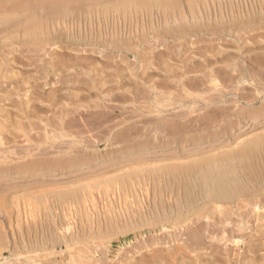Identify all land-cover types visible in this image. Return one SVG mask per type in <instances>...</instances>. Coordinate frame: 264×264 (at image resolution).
Here are the masks:
<instances>
[{
  "label": "rangeland",
  "instance_id": "obj_1",
  "mask_svg": "<svg viewBox=\"0 0 264 264\" xmlns=\"http://www.w3.org/2000/svg\"><path fill=\"white\" fill-rule=\"evenodd\" d=\"M148 1L93 0L91 3L87 0H26L25 3L24 0H0V20H8L2 26L0 23V32L2 33H0V126H4L5 129L2 132L3 136L0 135V138L3 139L2 143H4L0 145V156L4 159L6 157L5 160L1 161L2 163L0 162V203L2 202L8 208L5 210L0 207V264H11L12 262L13 264H32V261L26 260L29 256L38 262L35 261L33 264H71L64 247H62V250L57 248L52 251V255L40 254V258L38 255L29 254L23 249L22 242L24 239L29 240L28 238L32 235L31 238L35 236V233L33 234L34 227L29 222L30 226L24 224L18 228L15 221L17 217L15 216L17 215L16 208L12 205L21 206L23 199L27 200V198H24L25 192L27 193L26 197L32 193V195L48 197V201L52 202H49L51 208H53L52 210L57 211L54 212V215H57L55 218L57 224H63L64 218L61 215L63 214L61 213V207L51 191L64 186V188H68L69 183L73 180L91 177L95 173L100 174L106 169L117 168L119 165L121 167L130 166L131 162L137 164L138 161L139 163L145 162V165L143 164L140 167L143 172L137 169L133 173L136 172L146 176L145 186L143 183L141 186L136 187L135 192L129 194L127 198L126 196H122V198L97 196L94 201L95 204L93 203L88 210V216L74 215L72 233L74 232L73 234L80 238L82 244L79 245V249H83L79 252L82 255L78 253L80 259L78 258L75 264H81V262L82 264H264V194H261L258 198L251 197L238 207L220 204L221 209L216 212L209 204L202 206L201 201H195L194 197L193 200L190 196H185L177 191L178 185L171 184V176L168 178L169 182L164 183V180H161L160 184L156 186H152L151 180H148L154 174L158 175V172L162 169L165 172L164 167L167 165H177L178 169L186 166L193 167V162L199 163L200 158L206 156L204 154L198 157V155L194 156V153L195 155L197 153L203 154L208 149L217 151V154L232 152L252 139H264V108H262L264 107V0H199L200 3H194L196 8L193 10L200 13L201 19L202 14L204 15L202 20L191 18L193 13L190 14L189 0H171V4L176 8H170V10L168 7L163 8L161 6L160 8V5L149 4ZM80 4L90 5L89 8H84L83 16L74 14V11H71V5L77 6ZM200 6H202L201 9ZM87 9L88 14L86 13ZM164 9L167 10L164 11ZM40 16H42L47 26L44 27L40 24L38 36L29 42L28 34L26 31L24 32V27L20 23L25 18L28 23L31 20L36 21V18ZM123 18L125 21L122 20ZM214 22L217 27L214 26ZM113 24L116 26H113ZM179 27L186 28L189 32L183 33L182 31L183 37L174 35L175 30ZM210 30L212 31L210 32ZM44 33L51 34L52 40L46 42L42 39L46 35ZM121 35L123 36L120 37ZM23 38L28 39L26 41L29 43L27 42V44L26 41L24 43ZM42 40L45 43H42ZM116 41L121 42L117 43V46L121 49L119 52L110 49L111 43H116ZM71 44L74 45L70 46ZM76 59L80 60L82 64H91V72L85 73L81 66H73ZM54 60L57 61L55 62L56 67L52 66ZM208 61L210 62L208 63ZM116 70L121 73V80H117L113 76V73L117 72ZM104 71L107 72L103 73ZM191 80H195L197 83H190ZM198 80H201L202 83ZM87 84L91 87V90ZM79 87H81V92L77 91ZM52 92L63 95V98H53L58 101L54 106L55 109L53 106H47L44 102L32 98L36 94L48 96ZM114 93L118 94L120 98L111 95ZM68 94L72 95V98ZM28 95H32L30 96L32 99L27 104L23 101H27ZM111 96L116 97V99H112ZM219 97H221V100L223 99L222 103L217 102ZM193 99L199 100V102L191 103ZM154 100L155 102H153ZM155 103H157V107ZM181 104H184V107ZM31 105H35L37 109L43 111L35 112L31 108L30 111L25 113V110L29 109ZM262 112L263 114L257 120L253 122L250 120L249 115H260ZM88 115L89 117H87ZM199 117H206L207 119H203L198 125L193 123L183 125L189 119L194 118L193 120H196ZM62 119L73 120L70 123L72 128L69 129V132L67 129L57 131L59 129L57 126H59ZM48 125L54 126L52 127L54 130L52 131ZM116 130H119V133ZM78 131L83 133L78 134ZM58 133H66L67 137L61 138ZM121 133L123 134L121 135ZM185 140L188 141V144H184ZM240 141L242 143H239ZM36 142L41 143V145L38 147ZM152 144L153 147H151ZM141 145H148V148L143 149ZM138 146L141 148H134ZM125 149H129V151ZM25 150L29 151L31 155L33 153V156L20 159L21 156L23 157ZM40 150L44 151L45 157L43 155L41 157L35 156L38 155ZM4 151L6 152L4 153ZM113 152L119 153L113 154ZM78 154L82 155L79 156ZM190 154L191 156H189ZM95 155L101 156L96 161L97 163L93 162L94 164L85 165L82 162L87 156L96 157ZM104 155L107 156L103 157ZM173 156L179 159H175ZM180 157L183 158L180 159ZM44 158L54 162L50 169H44L42 173L37 172V174L31 171L16 174V167L25 160H34L36 163H40ZM75 161L81 164L74 166V168L72 165L76 164ZM150 161L151 164L148 163ZM154 165L158 166L155 167ZM60 168H65V170H60ZM50 170L53 171V174ZM168 174L171 175V171ZM76 177L80 178L76 179ZM147 181L149 182L147 183ZM34 191H36V194ZM119 198L120 201H118ZM193 208L199 209V212L194 211ZM41 212L39 219L43 216L42 221L44 224L45 221H48V216L45 210H41ZM172 212L173 214H171ZM205 214L206 216H204ZM240 219H242V222H240ZM38 222L36 224L39 231L41 225ZM162 225L164 228H162ZM29 227L31 232L28 230ZM116 227L118 229H115ZM120 227L121 229H119ZM34 231L37 230L34 229ZM100 231L102 235L99 234ZM250 246L252 248H249ZM16 249H18L17 252ZM19 253L24 254L21 256Z\"/></svg>",
  "mask_w": 264,
  "mask_h": 264
},
{
  "label": "bare ground",
  "instance_id": "obj_2",
  "mask_svg": "<svg viewBox=\"0 0 264 264\" xmlns=\"http://www.w3.org/2000/svg\"><path fill=\"white\" fill-rule=\"evenodd\" d=\"M26 0H24L25 2ZM31 1V0H30ZM58 1V0H56ZM89 2L93 1V0H87ZM101 1H104V0H101ZM146 1V0H145ZM185 1V0H184ZM202 1V0H200ZM199 0H189V7H190V14L191 15V18H200L201 19V15L200 13H198L197 10H193L195 9L196 7L195 4L198 2L200 3ZM222 1V0H221ZM8 2V1H7ZM18 2V1H17ZM22 2V3H24ZM113 2V1H112ZM180 2V1H179ZM26 3V2H25ZM54 3V2H53ZM68 3V2H67ZM81 3V2H80ZM92 3V2H91ZM94 3V2H93ZM100 3V2H99ZM118 3V2H117ZM122 3V2H121ZM148 3H152V4H155V5H160V8L161 6L163 8H176L173 4H171V0H149ZM185 3V2H184ZM191 3V4H190ZM195 3V4H194ZM8 4V3H7ZM10 4V3H9ZM50 4V3H49ZM75 4V2H74ZM90 4V3H89ZM105 4V3H104ZM146 4V3H144ZM23 5V4H22ZM93 5V4H92ZM176 5V4H175ZM212 5V4H211ZM21 6V5H20ZM35 7V5H33ZM52 6V5H51ZM90 7V5L88 4H80V5H71L72 7V10L71 11H74L73 13L74 14H78V15H81L83 16L84 14V11L85 10L84 8L85 7ZM98 6V5H97ZM120 6V5H119ZM136 6V5H134ZM139 6V5H138ZM143 6V4H142ZM141 6V7H142ZM208 6V4H207ZM220 6V5H219ZM54 7V6H53ZM57 7V6H56ZM88 7V8H89ZM111 7V6H110ZM131 7V6H130ZM140 7V6H139ZM144 7V6H143ZM202 6H200L199 8L201 9ZM211 7V6H210ZM238 7V6H237ZM263 7V6H262ZM7 8V7H6ZM101 8V6H100ZM100 8H97V9H100ZM145 8V7H144ZM10 9V8H9ZM32 9V8H31ZM30 9V10H31ZM39 9V8H38ZM71 9V8H70ZM69 9V10H70ZM94 9V8H93ZM112 9V8H111ZM134 9V8H133ZM207 9V8H206ZM215 9V8H214ZM239 9V8H238ZM41 10V9H39ZM56 10V9H55ZM115 10V9H114ZM124 10V9H123ZM127 10V9H126ZM152 10V9H151ZM154 10V9H153ZM167 10V9H164V11ZM188 10V11H190ZM255 10V9H254ZM5 11V10H4ZM3 11V12H4ZM7 11V10H6ZM38 11V10H37ZM43 11V10H41ZM91 11V10H90ZM96 11V10H95ZM129 11V10H128ZM146 11V10H145ZM149 11V10H148ZM156 11V10H155ZM203 11V10H202ZM218 11V10H217ZM229 11V10H228ZM252 11V10H251ZM34 12V11H33ZM114 12V11H113ZM39 13V12H38ZM50 13V12H49ZM87 14L89 13L88 12V9H87ZM98 13V11H97ZM134 13V12H133ZM205 13V12H204ZM229 13V12H228ZM18 14V13H17ZM92 14V13H91ZM90 14V15H91ZM99 14V13H98ZM101 14V13H100ZM124 14V13H123ZM135 14V13H134ZM153 14V13H152ZM221 14V13H220ZM226 14V13H225ZM32 15V13H31ZM96 15V14H95ZM148 15V13H147ZM178 15V14H177ZM5 16V15H4ZM145 16V15H144ZM172 16V15H171ZM202 19H204V15L202 14ZM230 16V15H229ZM41 17V18H40ZM40 17H37L36 21L34 20H31L29 23H28V20L25 18L24 21H22L20 24L24 27V32L26 31L27 34H28V39H22L24 40V43L26 40H28L29 42H31L32 40H34V38H36L38 36V31L40 30V24H42L44 27H46V23L45 21L43 20L42 16ZM78 17V16H77ZM118 17V16H117ZM156 17V16H155ZM175 17V16H174ZM179 17V16H178ZM189 17V16H188ZM217 17V16H216ZM219 17V16H218ZM3 18V17H2ZM61 18V17H60ZM98 18V17H97ZM137 18V16H136ZM215 18V17H214ZM226 18V17H225ZM230 18V17H228ZM263 18V17H262ZM82 19V18H81ZM134 19V17H133ZM178 20H180L179 18H177ZM189 19V18H188ZM201 19V20H202ZM211 19V18H210ZM224 19V18H223ZM238 19V18H237ZM74 20V19H73ZM124 20V18L122 19ZM154 20V19H153ZM168 20V19H167ZM217 20V19H216ZM254 20V19H253ZM1 22V26L3 23H7L8 20L4 19V20H0ZM56 21V20H55ZM125 21V20H124ZM123 21V22H124ZM129 21V20H127ZM142 21V20H141ZM148 21V20H147ZM205 21V20H204ZM221 21V20H220ZM219 21V22H220ZM53 22V21H52ZM78 22V21H77ZM76 22V24H77ZM100 22H101V19H100ZM113 22V21H112ZM131 22V21H130ZM133 22V21H132ZM257 22V21H256ZM28 23V24H27ZM48 23V22H47ZM151 23V22H150ZM155 23V21H154ZM205 23V22H204ZM208 23V22H207ZM55 24V23H54ZM116 24V23H115ZM113 24V26L115 25ZM131 25V23H129ZM61 25V24H60ZM70 25V24H69ZM127 25V24H126ZM196 25V24H195ZM210 25V24H209ZM213 25V24H212ZM244 25V24H243ZM255 25V24H254ZM116 26V25H115ZM122 26V25H121ZM133 26V25H132ZM149 26V24H148ZM192 26V25H191ZM194 26V25H193ZM197 26V25H196ZM202 26V25H201ZM214 26H215V22H214ZM245 26V25H244ZM4 27V26H3ZM69 27V26H68ZM163 27V26H162ZM217 27V26H215ZM214 27V28H215ZM260 27V26H259ZM43 28V27H42ZM119 28V26H118ZM121 28V27H120ZM156 28V27H155ZM207 28V26H206ZM8 30V28H6ZM5 29V30H6ZM126 29V28H125ZM176 29V28H175ZM174 29V30H175ZM202 29V28H201ZM218 29V28H217ZM257 29V28H256ZM6 30V31H7ZM29 30V32H28ZM43 30V29H42ZM58 30V29H57ZM106 30V29H105ZM113 30V29H112ZM198 30V29H197ZM196 30V31H197ZM244 30V29H243ZM109 31V30H108ZM115 31V30H114ZM152 31V30H151ZM188 33L189 30L187 31L186 28H178L175 30V34L176 36H182L183 37V33ZM212 30H210L211 32ZM14 32V31H13ZM89 32V31H88ZM181 32V33H179ZM193 32V31H191ZM1 33V32H0ZM49 33V32H48ZM55 33V32H54ZM80 33V32H79ZM119 33V32H118ZM131 33V32H130ZM201 33V32H200ZM203 33V32H202ZM2 34V33H1ZM25 34V33H24ZM46 34V33H44ZM88 34V33H87ZM153 34V33H152ZM156 34V33H155ZM181 34V35H179ZM215 34V33H214ZM42 35V34H41ZM55 35V34H54ZM60 35V33H59ZM63 35V34H62ZM74 35V34H72ZM85 35V34H84ZM95 35V34H94ZM116 35V34H115ZM44 36V35H42ZM52 36L51 34H46L42 39H44L46 42L47 41H51V37ZM71 36V35H70ZM69 36V37H70ZM77 36V35H76ZM79 36V35H78ZM87 36V35H86ZM123 35H121L120 37H122ZM150 36V35H149ZM191 36V35H190ZM204 36V35H203ZM213 36V35H212ZM260 36V35H259ZM55 37V36H54ZM154 37V36H153ZM257 37V36H256ZM78 38V37H76ZM155 38V37H154ZM199 38V37H198ZM14 39V38H13ZM32 39V40H31ZM60 39V38H59ZM67 39V38H66ZM74 39V38H73ZM93 39V38H92ZM212 39V38H211ZM20 40V39H19ZM39 40V39H38ZM44 40H42V43H45ZM68 40V39H67ZM71 40V39H70ZM199 40V39H198ZM208 40V39H207ZM16 41V40H15ZM26 41V43L28 42ZM79 41V39H78ZM90 41V40H88ZM115 41V40H114ZM147 41V40H146ZM145 41V42H146ZM253 41V40H252ZM256 41V40H255ZM21 42V41H20ZM28 42V43H29ZM92 42V41H90ZM111 42V41H110ZM109 42V44H110ZM149 42V41H147ZM146 42V43H147ZM169 42V41H168ZM201 42V41H200ZM23 43V44H24ZM27 43V44H28ZM36 43V42H35ZM57 43V42H55ZM117 43H121L120 41H116L115 42H112L111 45H110V49L111 51H115V52H119L121 51V49L117 46ZM22 44V43H21ZM51 44V43H50ZM89 44V43H88ZM98 44V43H97ZM107 44V43H106ZM105 44V45H106ZM143 44V43H142ZM158 44V43H157ZM60 45V44H59ZM58 45V46H59ZM74 44H71L70 46H72ZM100 46V44H98ZM124 45V44H123ZM166 45V44H165ZM232 45V44H231ZM12 46V45H11ZM39 46V45H38ZM51 46V45H50ZM86 46V45H85ZM89 46V45H88ZM97 46V45H96ZM4 47V46H3ZM61 47V46H60ZM143 47V46H142ZM166 47V46H165ZM238 47V46H237ZM241 47V45H240ZM246 47V46H245ZM72 48V47H71ZM83 48V47H82ZM107 48V47H106ZM151 48V47H150ZM228 48V47H227ZM257 48V47H256ZM134 49V48H133ZM16 50V49H15ZM28 50V49H27ZM55 50V49H54ZM75 50V49H74ZM101 50V49H100ZM123 50V49H122ZM136 50V49H135ZM142 50V49H141ZM153 50V49H152ZM217 50V49H216ZM57 51V50H55ZM79 51V50H78ZM95 51V50H94ZM8 52V51H7ZM86 52V51H85ZM128 52V51H127ZM19 53V52H18ZM148 53V51H147ZM30 54V53H29ZM109 54V53H108ZM1 55V54H0ZM37 55V54H36ZM115 55V54H114ZM137 55V54H136ZM141 55V54H140ZM150 55V54H149ZM112 56V55H111ZM116 57V56H115ZM133 57H135L136 59H138L135 55H133ZM52 58V57H51ZM114 58V57H113ZM152 59V58H151ZM230 59V58H229ZM60 60V59H59ZM72 61V60H70ZM124 61V60H123ZM146 61V60H145ZM57 62L56 60H54V63L52 66L56 67L57 64L55 63ZM83 62V61H82ZM135 62V61H134ZM210 61H208L209 63ZM224 62V61H223ZM146 63V62H145ZM207 63V62H206ZM13 64V63H12ZM68 64V63H67ZM79 64V65H78ZM115 64V63H114ZM212 64V63H211ZM226 64V63H225ZM30 65V64H29ZM74 65H77V66H81V68L85 71V73H89L91 72L92 69H90V66L91 64H82L80 62V60H75ZM107 65V64H106ZM183 65V64H182ZM45 66V65H44ZM103 66V65H102ZM105 66V65H104ZM103 66V67H104ZM112 66V65H111ZM152 66V65H151ZM185 66V65H184ZM189 66V65H188ZM195 66H197L195 64ZM207 66V65H206ZM260 66V65H259ZM36 67V66H35ZM120 67V66H119ZM186 67V66H185ZM74 68V67H73ZM162 68V67H161ZM38 69V68H37ZM118 69V68H117ZM136 69V68H135ZM151 69V68H150ZM182 69V68H181ZM187 69V67H186ZM242 69V68H241ZM42 70V69H41ZM51 70V69H50ZM103 70V69H102ZM147 70V69H146ZM191 70V69H190ZM96 71V70H95ZM117 71V70H116ZM211 71V70H210ZM17 72V71H16ZM107 71H104L103 73H105ZM254 72V71H253ZM37 73V72H36ZM40 73V72H39ZM95 73V72H93ZM102 73V74H103ZM128 73V72H127ZM209 73V72H208ZM212 73V72H211ZM99 74V73H98ZM115 76V78L117 80H121L122 79V76L120 75L121 73H118V71L116 73H113ZM186 74V73H185ZM105 75V74H104ZM147 75V74H146ZM167 75V74H166ZM189 75V74H188ZM27 76V75H26ZM34 76V75H33ZM97 76V75H96ZM112 76V77H113ZM212 76V75H211ZM214 76V75H213ZM254 76V75H253ZM259 76V75H258ZM92 77V75H91ZM102 77V76H101ZM208 77V76H207ZM59 78V77H58ZM84 78V77H83ZM102 79V78H101ZM200 79V78H199ZM209 79V78H208ZM214 79V78H213ZM245 79V78H244ZM97 80V79H96ZM179 80V79H178ZM102 81V80H101ZM136 81V80H135ZM145 81V80H144ZM199 82L202 83L201 80H198ZM213 81V80H211ZM235 81V80H234ZM77 82V81H76ZM186 82V81H185ZM197 83L195 80H191L190 83ZM209 82V81H208ZM231 82V81H230ZM241 82V81H240ZM67 83V82H66ZM216 83V82H215ZM45 84V83H44ZM176 84V83H175ZM21 85V84H20ZM30 85H32L30 83ZM88 85V84H87ZM96 85V84H95ZM134 85V84H133ZM182 85V84H181ZM202 85V84H201ZM214 85V84H213ZM218 85V84H217ZM45 86V85H44ZM78 86V85H77ZM103 86V85H102ZM190 86V84H189ZM193 86V85H192ZM259 86V85H258ZM6 87V86H5ZM61 87V86H60ZM74 87V86H73ZM82 87V86H81ZM81 87L78 88L77 91H80ZM88 88L91 90V87L88 85ZM193 88V87H192ZM217 88V87H216ZM64 89V88H63ZM94 89V88H93ZM92 89V90H93ZM182 89V88H181ZM13 90V89H12ZM89 90V91H90ZM95 90V89H94ZM155 90V89H154ZM216 90V89H215ZM220 90V89H219ZM88 91V90H87ZM102 91V90H101ZM145 91V90H144ZM149 91V90H148ZM28 92V91H27ZM57 92V91H56ZM56 92H52L50 94H48V96H44V95H41V94H36L35 97H32V98H35V99H38L40 102L42 101V103L44 102L47 106H55V104L58 103V101H55L53 98L55 97H62L63 98V95H59L58 93L56 94ZM81 92V91H80ZM194 92V91H193ZM203 92V91H202ZM30 93V92H29ZM28 93V94H29ZM71 93V92H70ZM138 93V92H137ZM166 93V92H165ZM169 93V92H168ZM230 93V92H229ZM32 94V93H31ZM72 94V93H71ZM90 94V93H89ZM27 95V94H26ZM25 95V96H26ZM65 95V94H64ZM67 95V94H66ZM73 95V94H72ZM70 94H68V96L70 98L74 97V95L72 96ZM111 95H116L115 93L114 94H111ZM121 95V93H120ZM193 95V94H192ZM195 95V94H194ZM24 96V97H25ZM29 98H27V101H23L25 103L28 104V102H30V100L32 99L30 96L32 95H28ZM72 96V97H71ZM76 96V95H75ZM117 97L118 94L116 95ZM208 96V95H207ZM223 96V95H222ZM14 97V96H13ZM86 97V96H85ZM103 97V96H102ZM122 97V96H121ZM125 97V96H123ZM149 97V96H148ZM189 97V96H188ZM191 97V95H190ZM198 97V96H197ZM200 97V96H199ZM26 98V97H25ZM65 98V97H64ZM112 99H116V97L114 96H111ZM120 98V97H119ZM118 98V99H119ZM132 98V97H131ZM136 98V97H135ZM153 98V97H152ZM204 98V97H203ZM209 98V97H207ZM221 97H219L218 101L217 102H221L222 100L220 99ZM67 99V97H66ZM144 99V98H143ZM159 99V98H158ZM243 99V98H242ZM54 100V101H53ZM110 100V98H109ZM134 100V99H133ZM132 100V101H133ZM157 100V99H155ZM155 100L153 102H155ZM182 100V99H181ZM125 101V100H124ZM170 101V100H169ZM188 101V100H187ZM204 101V100H202ZM212 101V100H211ZM158 102H160V100H158ZM196 102H199V100H194L191 101V103H196ZM210 102V101H209ZM208 102V103H209ZM63 103V102H62ZM145 103V102H144ZM152 103V102H151ZM205 103V102H204ZM222 103V102H221ZM237 103V102H236ZM24 104V103H23ZM97 104V103H96ZM140 104V103H139ZM156 107H157V103H155ZM160 105V104H159ZM191 105V104H190ZM195 105V104H194ZM221 105V104H220ZM25 106V105H24ZM182 107H184V104H181ZM217 106V105H216ZM76 107V106H75ZM93 107V106H92ZM143 107V106H142ZM209 107V106H208ZM33 108V110L35 112H39V111H43L41 109H37V107L35 105H31V107L27 110H25V113L30 111V109ZM121 108V107H120ZM191 108V107H190ZM264 108V107H262ZM55 109V108H54ZM182 109V108H181ZM207 110V109H206ZM82 111V110H81ZM230 111V110H229ZM246 112V111H245ZM33 113V112H32ZM77 113V112H76ZM157 113V112H156ZM159 113V112H158ZM167 113V112H166ZM202 113V112H201ZM209 113V112H208ZM217 113V112H216ZM252 113V111H251ZM34 114V113H33ZM73 114V113H72ZM101 114V113H100ZM154 114V113H153ZM210 114V113H209ZM233 114V113H232ZM256 114V113H255ZM263 114V112L259 115H249V118L250 120L253 122L255 120H257V118H259V116H261ZM113 115V114H112ZM118 115V114H117ZM180 115V114H179ZM185 115V114H184ZM206 115V113H205ZM214 115V114H213ZM229 115V114H228ZM57 116V115H56ZM106 116V115H105ZM172 116V115H171ZM178 116V115H177ZM202 116V115H201ZM252 116V117H251ZM89 117V115L87 116ZM100 117V116H99ZM184 117V116H183ZM239 117V116H238ZM242 117V116H241ZM244 117V116H243ZM86 118V117H85ZM181 118V117H180ZM214 118V116H213ZM60 119V118H59ZM73 119V118H72ZM72 119H68V120H65V119H62L61 122H59V126H57L59 129H57V131L59 132L60 131H65L66 129L68 130L69 132V129L71 130L72 128V125L70 124L71 121H73ZM194 119V118H193ZM193 119H189L187 122H185L183 125L186 126V124H195V125H198L202 122L203 119H207L206 117L203 118V117H199L197 118L196 120H193ZM228 119V118H227ZM245 120V119H244ZM32 121V120H31ZM50 121V120H49ZM118 121V120H117ZM146 121V120H145ZM176 121V120H175ZM207 121V120H205ZM247 121V120H246ZM40 122V121H39ZM147 122V121H146ZM167 122V120H166ZM210 122V121H209ZM239 122V121H238ZM77 123V122H76ZM94 123V122H93ZM108 123V122H107ZM155 123V122H154ZM153 123V124H154ZM232 123V122H231ZM19 124V123H18ZM180 124V123H179ZM61 125H65V126H61ZM68 125H71V126H68ZM92 125V124H91ZM130 125V124H129ZM155 125V124H154ZM182 125V124H180ZM219 125V124H218ZM18 126V125H17ZM75 126V125H74ZM73 126V127H74ZM188 126V125H187ZM202 126V125H201ZM200 126V127H201ZM4 127V126H3ZM0 126V135L3 136L2 132L5 131V129ZM48 127H50L52 129V127L54 126H51V125H48ZM216 127V126H215ZM238 127V126H237ZM263 127V126H262ZM158 128V127H157ZM175 128V127H174ZM188 128V127H187ZM202 128V127H201ZM235 128V127H234ZM77 129V128H76ZM79 129V128H78ZM107 129V128H106ZM133 129V128H132ZM177 129V128H176ZM257 129V128H256ZM261 129V128H260ZM16 130V129H15ZM47 130V129H46ZM54 129H52L53 131ZM127 130V129H126ZM242 130V129H241ZM56 131V130H55ZM117 131V130H116ZM119 131V130H118ZM117 131V132H118ZM123 131V130H122ZM161 131V130H160ZM175 131V129H174ZM177 131V130H176ZM181 131V130H180ZM183 131V130H182ZM50 132V130H49ZM132 132V131H131ZM146 132V131H145ZM144 132V133H145ZM150 132V131H149ZM164 132V131H163ZM169 132V131H168ZM193 132V131H192ZM262 132V131H261ZM10 133V132H9ZM64 133V132H63ZM78 134H82L83 132L82 131H78L77 132ZM85 133L86 130H85ZM119 133V132H118ZM117 133V134H118ZM45 134V133H44ZM47 134V133H46ZM55 134V133H53ZM59 134V133H58ZM66 134V133H65ZM65 134H59L61 135L60 137L61 138H66L67 136ZM116 134V135H117ZM123 133H121L122 135ZM128 134V133H127ZM195 134V133H194ZM199 134V133H198ZM231 134V133H230ZM50 135V133H49ZM52 135V134H51ZM75 135V134H74ZM88 135V133H87ZM90 135V134H89ZM170 135V134H169ZM247 135V134H246ZM115 136V135H114ZM120 136V135H119ZM131 136V135H130ZM184 136V135H183ZM187 136V135H185ZM201 136V135H200ZM1 137V136H0ZM47 137V136H46ZM113 137V136H112ZM144 137V136H143ZM205 137V136H204ZM208 137V136H207ZM214 137V136H213ZM236 137V136H235ZM255 137V136H254ZM26 138V137H25ZM55 138V137H54ZM73 138V137H72ZM83 138V137H82ZM99 138V137H98ZM121 138V137H120ZM172 138V137H171ZM174 138V137H173ZM50 139V138H49ZM57 139V138H56ZM194 139V138H193ZM192 139V140H193ZM197 139V138H196ZM209 139V138H208ZM214 139V138H213ZM232 139V138H231ZM2 138H0V145H3L4 143H2ZM52 140V138H51ZM81 140V139H80ZM235 140V139H234ZM41 141V140H40ZM208 141V140H207ZM214 141V140H213ZM212 141V142H213ZM249 141V140H248ZM62 142V141H61ZM169 142V141H168ZM177 142V141H176ZM188 141L185 140V143L184 144H188L187 143ZM190 142V141H189ZM237 142V140H236ZM26 143V142H25ZM37 143V146L39 147V145H41V143L39 144V142H36ZM35 143V144H36ZM47 143V142H46ZM111 143V142H110ZM197 143V142H196ZM239 143H242L241 141ZM244 143V142H243ZM33 144V143H32ZM45 144V143H44ZM59 144V143H58ZM117 144V143H116ZM154 144V143H153ZM153 144L151 147H153ZM159 144V142H158ZM157 144V145H158ZM161 144V143H160ZM172 144V143H171ZM183 144V143H182ZM193 144V143H192ZM216 144V143H215ZM62 145V144H61ZM136 145V144H135ZM168 145V144H167ZM228 145V144H226ZM235 145V144H234ZM243 145V144H242ZM143 146V149H147L148 148V145H141ZM181 146V145H180ZM188 146H191V145H188ZM194 146V145H193ZM199 146V145H198ZM4 147V146H2ZM1 147V148H2ZM69 147V146H68ZM179 147V146H178ZM235 147V146H234ZM237 147V146H236ZM119 148V147H118ZM131 150H132V146L130 147ZM135 149L136 148H141L140 146L138 147H134ZM199 148V147H198ZM216 148V147H215ZM231 148V147H230ZM4 149H7L9 150L8 148H4ZM13 149V148H12ZM11 149V150H12ZM152 149V148H151ZM155 149V148H154ZM183 149V147H182ZM213 149V148H211ZM218 149V148H217ZM3 150V149H2ZM30 150V149H29ZM34 150V149H33ZM39 150V149H38ZM98 150V149H97ZM127 151H129V149H125ZM174 150V149H173ZM188 150V149H187ZM206 150L207 152L206 153H197L195 155L194 153V156H197L200 157L203 156L204 154L206 155L205 157H202L200 158L201 161L198 162H193V167H182L180 169H178L177 165H167V166H162L164 167V169H166V173L163 172L162 170L160 172H158L159 174L155 175L154 173H151V174H154L150 179H148L150 181V183L152 184V186H156L157 184H160L161 180L163 181L164 180V183H167L169 182V177L171 176V184H174V186H177V191H180L181 193H183L185 196H190L191 199L194 200L195 198V201H198V202H202V206L203 205H210L214 208V210H220L221 209V205H232V206H235V207H238L239 205H242L243 203H245L246 201L249 200V198L251 197H256L258 198L261 194H264V139L261 140V139H252L250 140L249 142L245 143L242 147L240 146V148L238 150H235V151H232V152H226V153H221V154H217L215 152V150ZM142 151H147V150H142ZM198 151V150H196ZM228 151V150H227ZM6 151H4L5 153ZM31 152V150H30ZM29 151L25 150V152H23V157L20 159H25V158H28L31 156H33V153L32 155L30 154ZM78 152V151H77ZM108 152V151H107ZM120 152V151H119ZM119 152H113V154H118ZM156 152V151H155ZM203 152V151H202ZM223 152V151H222ZM75 153V152H74ZM110 153H112L110 151ZM1 154V153H0ZM11 154V153H10ZM55 154V153H54ZM143 154V153H142ZM178 154V153H177ZM2 155H3V152H2ZM5 155V154H4ZM9 155V154H7ZM44 156L46 154H44V151L43 150H40L38 152V155H35L36 157L37 156ZM49 155V154H48ZM77 155V154H76ZM79 155V154H78ZM82 155V154H81ZM79 155V156H81ZM157 155V154H156ZM184 155V154H183ZM193 155V154H192ZM57 156V155H56ZM85 156V155H84ZM83 156V157H84ZM94 156V155H93ZM91 157V156H87L86 159H83L82 162L85 164V165H88V164H91L93 162H96L98 160V158H100L99 156L95 155L96 157ZM107 156V155H106ZM105 155L103 157H106ZM191 156V154L189 155ZM45 157V156H44ZM73 157V156H72ZM132 157V156H131ZM174 157V156H173ZM187 157V156H185ZM8 158V157H7ZM43 158V157H42ZM74 158V157H73ZM79 158V157H78ZM165 158V157H164ZM168 158V157H166ZM175 158V157H174ZM177 159H179L178 157H176ZM175 158V159H176ZM183 158V157H180V159ZM6 159V157H5ZM4 158H2V156H0V162L5 160ZM11 159V158H10ZM19 159V160H20ZM41 159V158H40ZM60 159V158H58ZM76 159V158H75ZM80 159V158H79ZM148 159V158H147ZM151 159V158H150ZM156 159V158H155ZM160 159V158H159ZM162 159V158H161ZM187 159V158H185ZM36 160V159H35ZM65 160V159H64ZM68 160V159H66ZM70 160V159H69ZM74 160V159H73ZM146 160V159H145ZM12 161V159H11ZM62 161V160H61ZM60 161V162H61ZM72 161V159H71ZM70 161V162H71ZM77 161V160H76ZM75 161V162H76ZM81 161V160H80ZM135 161V160H134ZM10 162V161H9ZM39 162V161H38ZM65 162V161H64ZM112 162V161H110ZM154 162V161H153ZM159 162V161H158ZM170 162V160H169ZM177 162V161H176ZM2 163V162H1ZM5 163V162H4ZM67 163V162H66ZM74 163V162H72ZM97 163V162H96ZM117 163V162H116ZM123 163V162H122ZM134 162H131L130 166H123L124 167H121V165H119L117 168H113V169H110V170H105L103 173H100V174H97L95 173L93 176L91 175V177H87V178H84L85 175H84V179H79L78 177H76V179L78 178L79 180H73V182L69 183V187L68 188H60V189H56L55 191H51L53 192V195L55 197V199L57 198V201L59 202V206L61 207V215H63V218H64V221L62 222L63 224H60L58 225L57 224V221H56V217L57 215L55 216L54 212H57V211H53L51 208V201H48V197H44L42 195H32V191H31V195L27 196V193L25 192V197L24 198H27V200H24L23 199V203L21 204V206H16L15 205H12L14 206V208H16V213L17 217L20 216V218L15 219L16 221V226L19 228L21 225H24V224H27L29 225L28 223L31 222L33 225H31L32 227H34V229H37V221L40 222V230L37 232V231H34L33 229V234L35 235L33 238H28L29 240L27 239H24V241L22 242L23 244V249L25 250V252L29 253V254H33V255H40L43 253H47L46 255L48 254H51L52 251L56 250L57 248H60L62 250V247H64L65 251L67 252V254L69 255V261L71 262V264H75L77 263V259L79 258L78 257V253L83 250V249H79V245L82 244V241L80 240V238L77 237V235L75 236L73 233H72V230H73V222H74V215L76 214H81V215H84V216H88V210L90 209V207L92 206V204L94 203V201L96 200V197L97 196H105V197H108V196H115V197H125L127 198V196L129 194H132L133 192H135V188L136 187H139L141 186L143 183V185L145 186V182H146V176L145 175H140L139 173L137 174L136 172L133 173L135 170H141L140 167L144 164L145 165V162L143 163H138L137 164H132ZM148 163H152L151 161L148 162ZM147 163V164H148ZM17 164V163H16ZM54 162L50 159H46L44 158L43 161H40V163H36V161L34 160H25L24 162H22L21 164H19L17 167H16V174L18 175L19 173H26L27 171H31V172H43L44 169H50V166H53ZM81 163H77L75 165H72L73 167L76 166V165H80ZM94 164V163H93ZM15 165V164H14ZM59 165V164H58ZM127 165V164H126ZM156 165V164H155ZM154 165V166H155ZM182 165V164H181ZM63 166V165H62ZM67 166V165H66ZM100 166V165H99ZM103 166V165H102ZM158 166V165H157ZM155 166V167H157ZM172 166V167H170ZM11 167V166H10ZM9 167V168H10ZM13 167V166H12ZM85 167V166H84ZM150 167V165H149ZM181 167V166H180ZM8 168V169H9ZM14 168V167H13ZM54 168V167H53ZM57 168V167H56ZM75 168V167H74ZM143 168V167H142ZM161 168V167H160ZM5 169V168H3ZM7 169V170H8ZM12 169V168H11ZM15 169V168H14ZM63 168H60V170H62ZM73 169V168H72ZM71 169V170H72ZM104 169V168H103ZM65 170V168L63 169ZM70 170V169H69ZM87 170V169H86ZM90 170V169H89ZM1 171V169H0ZM4 171V170H3ZM9 171V170H8ZM13 171V170H12ZM51 171V170H50ZM97 171V170H96ZM102 171V170H101ZM143 172V170H141ZM145 171V170H144ZM171 171V175L168 174L169 172ZM52 174H53V171H51ZM57 172V171H55ZM54 172V173H55ZM152 172V171H151ZM11 173V172H10ZM14 173H15V170H14ZM84 173V172H83ZM13 174V173H12ZM39 174V173H38ZM73 174V172H72ZM142 174V173H141ZM90 175V174H89ZM22 176V175H20ZM24 176V175H23ZM22 176V177H23ZM31 176V175H30ZM58 176V175H57ZM67 176V175H66ZM42 177V176H41ZM149 177V175H148ZM11 178V177H10ZM40 178V177H39ZM57 178V177H56ZM61 178V177H60ZM64 178V177H62ZM166 179V180H165ZM28 180V179H27ZM55 181V180H54ZM147 181V183L149 182ZM31 182V181H30ZM58 182V181H57ZM22 183V182H21ZM29 183V182H28ZM162 184V183H161ZM55 185V184H53ZM149 185V184H148ZM168 185V184H167ZM166 185V186H167ZM170 185V184H169ZM39 186V185H38ZM43 186V185H41ZM59 186V185H58ZM143 186V187H144ZM161 186V185H160ZM253 186V187H252ZM34 187H37V186H34ZM54 187V186H53ZM148 187V186H147ZM173 187V185H172ZM250 187H251V190H250ZM31 188V187H30ZM58 188V187H57ZM162 188V187H161ZM26 189V188H25ZM41 189H44V188H41ZM39 189V190H41ZM146 189V188H145ZM159 189V188H158ZM157 189V190H158ZM166 189V188H165ZM168 189V188H167ZM174 189V188H173ZM140 190V189H139ZM143 190V189H142ZM141 190V191H142ZM150 190V188H149ZM164 190V188H163ZM170 190V189H169ZM46 191V190H45ZM44 191V192H45ZM161 191V190H159ZM21 192V191H20ZM24 192V191H23ZM30 192V191H29ZM36 191H34L35 193ZM149 192V191H148ZM155 192V191H154ZM165 192V191H164ZM172 192V191H171ZM38 193V191H37ZM40 193V192H39ZM147 193V192H146ZM36 194V193H35ZM137 194V192H136ZM148 196V194H146ZM155 195V194H154ZM160 195V194H159ZM23 196V195H22ZM137 196V195H136ZM158 196V195H157ZM169 196V195H168ZM178 196V195H177ZM10 197V196H9ZM41 197V198H39ZM52 197V196H51ZM131 197V196H130ZM129 197V198H130ZM140 197V196H139ZM137 197V198H139ZM145 197V196H144ZM167 197V195H166ZM171 197V195H170ZM194 197V198H193ZM17 198V197H16ZM23 198V197H22ZM109 198V197H108ZM133 198V197H132ZM164 198H165V194H164ZM184 199H186L185 197H183ZM4 199V197H3ZM1 198V200H3ZM6 199V198H5ZM51 199V198H50ZM54 199V198H53ZM114 199V198H113ZM145 199V198H143ZM154 199V198H153ZM159 199V198H157ZM161 199V198H160ZM199 199V200H197ZM105 200V199H104ZM118 200V199H117ZM116 200V201H117ZM166 200V199H165ZM173 200H174V197H173ZM5 201V200H4ZM10 201V200H9ZM18 201V200H17ZM21 201V199H20ZM19 201V202H20ZM53 201V200H52ZM102 201V200H101ZM111 201V200H109ZM120 201V198L119 200ZM124 201V200H123ZM140 201V200H139ZM146 201V199H145ZM157 201V200H156ZM169 201V200H168ZM178 201V200H176ZM182 201V200H181ZM188 201V200H186ZM191 201V200H190ZM251 201V200H250ZM254 201V200H253ZM8 202V201H7ZM22 202V201H21ZM51 202V203H49ZM115 202V201H114ZM129 202V201H128ZM136 202V201H135ZM173 202V201H172ZM180 202V201H179ZM260 202V201H259ZM262 202V201H261ZM6 203V202H5ZM9 203V202H8ZM54 203V202H53ZM104 203V202H103ZM121 203V202H120ZM139 203V202H138ZM147 203V202H146ZM163 203V202H162ZM177 203V202H175ZM183 203V202H182ZM189 203V201H188ZM197 203V202H196ZM12 204V203H11ZM95 204V203H94ZM111 204V203H110ZM124 204V203H123ZM130 204V202H129ZM141 204V203H140ZM179 204V203H178ZM181 204V203H180ZM185 204V202H184ZM194 204V203H193ZM55 205V204H54ZM127 205V204H126ZM131 205V204H130ZM148 205V204H147ZM156 205V204H155ZM188 205V204H187ZM8 206V205H7ZM112 206V205H111ZM123 206V205H121ZM141 206V205H140ZM150 206V204H149ZM175 206V205H174ZM184 206V205H183ZM188 206H191V205H188ZM193 206V205H192ZM0 207L1 208H4L5 210L8 209L6 208V205L3 204L2 202L0 203ZM19 207V208H17ZM125 207V206H124ZM138 207V206H137ZM177 207V206H176ZM182 207V206H181ZM199 207V206H198ZM256 207V206H255ZM11 207L9 206V209ZM55 208V207H54ZM102 208V207H101ZM139 208V207H138ZM142 208V207H141ZM144 208V207H143ZM142 208V209H143ZM164 208V207H163ZM241 208V207H240ZM245 208V207H244ZM257 208V207H256ZM259 208V207H258ZM109 209V207H108ZM112 209V208H111ZM146 209V208H145ZM150 209V208H148ZM165 209V208H164ZM174 209V208H173ZM192 209V208H191ZM194 209V208H193ZM204 209V208H203ZM41 210H45L46 211V214L48 216V221H45V223L43 224V216L39 219V214H41ZM55 210V209H54ZM105 210V209H104ZM153 210V209H152ZM160 210V209H159ZM166 210V209H165ZM168 210V209H167ZM184 210V209H182ZM187 210V209H186ZM199 209H194V211H198ZM202 210V209H201ZM205 210V209H204ZM208 210V209H207ZM206 210V211H207ZM223 210V209H222ZM4 211V210H3ZM124 211V210H123ZM142 211V210H141ZM151 211V210H149ZM157 211V210H156ZM164 211V210H163ZM172 211V210H171ZM178 211V210H177ZM193 211V213H194ZM209 211V210H208ZM234 211V209H233ZM11 212V211H10ZM90 212V211H89ZM94 212V211H93ZM107 212V210H106ZM113 212V211H112ZM167 212V211H166ZM170 212V211H169ZM174 212V211H173ZM173 212L171 214H173ZM180 212V210H179ZM182 212V211H181ZM189 212V211H188ZM199 212V211H198ZM211 212V211H210ZM219 212H222V211H219ZM255 212V211H254ZM7 213V211H6ZM59 213V212H58ZM97 213V212H96ZM120 213V212H119ZM187 213V212H186ZM99 214V213H98ZM110 214V212H109ZM133 214V213H132ZM143 214V212H142ZM154 214V213H153ZM152 214V215H153ZM166 214V213H165ZM184 214V213H183ZM195 214V213H194ZM193 214V215H194ZM234 214H237V213H234ZM243 214V213H242ZM7 215V214H6ZM19 215V216H18ZM43 215V214H42ZM59 215V214H58ZM103 215V214H102ZM129 215V214H128ZM151 215V214H150ZM169 215V214H168ZM185 215V214H184ZM228 215V214H227ZM233 215V214H232ZM8 216V215H7ZM11 216V215H10ZM79 216V215H78ZM95 216V215H94ZM154 216V215H153ZM167 216V214H166ZM174 216V215H173ZM177 216V215H176ZM192 216V215H191ZM190 216V217H191ZM201 216V215H200ZM206 216V214L204 215ZM237 216V215H236ZM46 217V216H45ZM124 217V216H123ZM139 217V216H138ZM239 217V216H238ZM10 218V217H9ZM122 218V217H121ZM144 218V217H143ZM148 218V216H147ZM169 218V217H168ZM167 218V220H168ZM179 218V217H178ZM201 218V217H200ZM246 218V217H244ZM21 219V220H20ZM45 219V218H44ZM94 219V218H93ZM128 219V217H127ZM171 219V218H170ZM173 219V218H172ZM180 219V218H179ZM182 219V218H181ZM192 219V218H191ZM204 219V218H203ZM206 219V218H205ZM247 219V218H246ZM11 220V219H10ZM88 220V219H87ZM115 220V219H114ZM126 220V219H125ZM159 220V219H158ZM199 220V219H198ZM202 220V219H201ZM221 220V219H220ZM234 220V219H233ZM249 220V219H248ZM14 221V222H15ZM81 221V220H80ZM83 221V219H82ZM91 221V220H90ZM123 221V220H122ZM141 221V220H140ZM174 221V220H173ZM177 221V220H176ZM10 222V221H9ZM38 222V224H39ZM162 222V221H161ZM166 222V221H165ZM190 222V221H189ZM221 222V221H220ZM225 222V221H224ZM240 222H242V219H240ZM30 223V224H31ZM118 223V222H117ZM122 223V222H121ZM120 223V225H121ZM191 223V222H190ZM198 223V221H197ZM245 223H248V222H245ZM89 224V223H88ZM129 224V222H128ZM136 224V222H135ZM151 224V223H150ZM162 224V223H160ZM175 224V223H174ZM189 224V223H188ZM243 224V223H242ZM7 225V224H6ZM90 225V224H89ZM88 225V227H89ZM176 225V224H175ZM193 225V224H192ZM200 225V224H198ZM262 225V224H261ZM30 226V225H29ZM38 226V227H39ZM98 226V225H97ZM101 226V225H100ZM104 226V225H103ZM170 226V225H169ZM223 226V224H222ZM10 227V226H9ZM23 227V226H22ZM21 227V228H22ZM91 227V226H90ZM95 227V226H94ZM108 227V226H107ZM119 227V226H117ZM115 228V229H118V228ZM125 227V226H123ZM128 227V226H127ZM143 227V225H142ZM151 227V225H150ZM172 227V226H171ZM190 227V226H189ZM196 227V226H195ZM139 228V227H138ZM162 228L163 225H162ZM167 228V227H166ZM181 228V227H180ZM185 228V227H184ZM183 228V230H184ZM203 228V227H201ZM249 228V227H248ZM7 229V228H6ZM11 229V228H10ZM27 229V227H26ZM25 229V230H26ZM32 229V228H31ZM88 229V228H86ZM91 229V228H90ZM95 229V228H94ZM93 229V231H94ZM121 229V227L119 228ZM123 229V228H122ZM161 229V228H160ZM182 229V228H181ZM199 229V227H198ZM207 229V228H206ZM231 229V228H230ZM30 230V227L29 229ZM75 230V229H74ZM77 230V229H76ZM136 230V229H135ZM147 230V229H146ZM182 230V231H183ZM210 230V229H209ZM24 231V230H23ZM120 231V230H119ZM159 231V230H158ZM173 231V230H171ZM175 231V230H174ZM202 231V229H201ZM251 231V230H250ZM29 232V231H28ZM31 232V230H30ZM29 232V233H30ZM111 232V231H110ZM156 232V231H155ZM190 232V231H189ZM204 232V231H203ZM228 232V231H227ZM226 232V233H227ZM252 232V231H251ZM258 232V231H257ZM38 233V234H37ZM76 233V232H75ZM80 234V232H78ZM77 233V234H78ZM85 233V232H84ZM88 233V232H87ZM93 233V232H91ZM101 233V231L99 232V234ZM125 233V231H124ZM215 233V232H214ZM23 234V233H22ZM26 234V233H25ZM117 234V233H116ZM179 234V233H178ZM198 234V233H197ZM15 235V234H14ZM30 235V234H29ZM94 235V234H93ZM102 235V233H101ZM264 235V234H263ZM17 236V235H16ZM81 236V235H80ZM98 236V235H97ZM29 237V236H28ZM85 237V235H84ZM107 237V236H106ZM94 238H95V235H94ZM98 238V237H97ZM105 238V237H104ZM103 238V240H104ZM235 238V237H234ZM96 239V238H95ZM92 240V239H91ZM101 240V239H100ZM232 240V239H231ZM234 240V239H233ZM238 240V239H237ZM84 241V240H83ZM96 241V240H95ZM236 241V240H235ZM240 241V240H239ZM238 241V242H239ZM245 241V240H244ZM2 242V241H1ZM17 242V241H16ZM14 243V242H13ZM86 243V242H85ZM103 243V242H102ZM15 244V243H14ZM19 244V243H17ZM84 244V243H83ZM100 244V243H99ZM146 244V243H145ZM161 244V243H160ZM95 245V244H93ZM104 245V244H102ZM107 245V243H106ZM202 245V244H201ZM16 246V245H15ZM14 246V247H15ZM98 246V245H96ZM82 247V246H81ZM80 247V248H81ZM101 247V246H100ZM255 247V246H254ZM18 248V247H17ZM97 248V247H96ZM95 248V249H96ZM141 248V247H140ZM193 248V247H192ZM249 248H252L251 246ZM87 249V248H86ZM93 249V248H92ZM178 249V248H177ZM18 249H16V252H17ZM162 250V249H161ZM207 250V249H206ZM95 251V250H93ZM104 251V249H103ZM149 251V250H148ZM19 252V251H18ZM70 252V253H69ZM97 252V251H96ZM58 253V252H57ZM86 253V252H85ZM89 253V252H88ZM95 253V252H94ZM21 254V253H19ZM24 254V253H23ZM21 254V256L23 255ZM55 254V253H54ZM80 255H82L81 253H79ZM92 254V253H91ZM176 254V253H175ZM226 254V253H225ZM250 254V253H249ZM52 255V254H51ZM57 255V254H56ZM171 255V254H170ZM227 255V254H226ZM59 256V255H58ZM85 256V255H84ZM16 257V256H15ZM18 257V256H17ZM36 257V256H35ZM81 257V256H80ZM136 257V256H135ZM164 257V256H163ZM236 257V256H235ZM19 258V257H18ZM28 259L26 260H29V261H32V264L36 261L32 258L27 257ZM40 258V256H39ZM42 258V257H41ZM44 258V257H43ZM46 258V256H45ZM44 258V259H45ZM63 258V257H61ZM83 258V257H82ZM87 258V256H86ZM89 258V257H88ZM145 258V257H144ZM150 258V257H149ZM200 258V257H199ZM198 258V259H199ZM245 258V257H244ZM17 259V258H16ZM80 259V258H79ZM85 259V257H84ZM93 259V257H92ZM95 259V258H94ZM147 259V258H146ZM162 259V258H161ZM62 260V259H61ZM100 260V259H99ZM17 261V260H16ZM21 261V260H20ZM82 261V260H81ZM91 261V260H90ZM136 261V260H135ZM201 261V260H200ZM218 261V260H217ZM9 262V261H8ZM80 262V260H79ZM85 262H86V259H85ZM99 262V261H97ZM173 262V261H172ZM198 262V261H197ZM201 262H204V261H201ZM237 262V261H236ZM260 262V261H259ZM17 263V262H16ZM20 263V262H18ZM22 263V262H21ZM36 263H38L36 261ZM66 263V261H65ZM68 263V262H67ZM90 263V262H89ZM92 263V262H91ZM105 263V262H104ZM130 263V262H129ZM134 263V262H133ZM170 263V262H169ZM7 264V263H6ZM13 264V262L11 263ZM15 264V263H14ZM69 264V263H68ZM79 264V263H78ZM82 264V262H81ZM97 264V263H96ZM124 264V263H123ZM214 264V263H213ZM250 264V263H249Z\"/></svg>",
  "mask_w": 264,
  "mask_h": 264
}]
</instances>
